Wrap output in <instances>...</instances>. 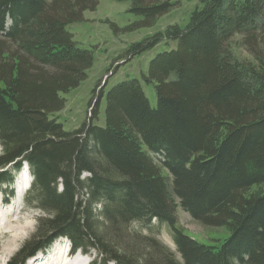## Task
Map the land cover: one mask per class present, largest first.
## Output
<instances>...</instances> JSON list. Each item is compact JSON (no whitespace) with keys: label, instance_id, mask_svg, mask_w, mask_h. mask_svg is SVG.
Wrapping results in <instances>:
<instances>
[{"label":"trees","instance_id":"obj_1","mask_svg":"<svg viewBox=\"0 0 264 264\" xmlns=\"http://www.w3.org/2000/svg\"><path fill=\"white\" fill-rule=\"evenodd\" d=\"M128 1L140 17L132 29L174 6ZM198 1L184 27L127 50L133 57L177 41L143 74L156 107L137 78L106 94L100 80L90 118L66 131L51 115L94 63L67 26L99 0H0V190L13 195L26 162V200L43 212L7 264H26L61 237L74 252H94L93 264H264V193L247 194L264 185V0ZM179 207L206 227L225 226L229 237L217 246L198 241L180 225ZM153 221L172 229L182 261L133 229Z\"/></svg>","mask_w":264,"mask_h":264},{"label":"rangeland","instance_id":"obj_2","mask_svg":"<svg viewBox=\"0 0 264 264\" xmlns=\"http://www.w3.org/2000/svg\"><path fill=\"white\" fill-rule=\"evenodd\" d=\"M171 1L174 3L173 8L168 13L160 16L155 24L150 27L131 28L133 24L140 20V17L129 11L130 1L128 0H99L96 10L85 11L81 21L67 26L68 31L73 34L74 40L80 47L93 50L94 63L88 72L87 78L77 88L67 93H61V96L66 99L65 107L51 115L52 118H56L58 122L63 124L66 131H72L80 127L90 118L91 111L89 108L92 105L89 106V102L92 98V91L100 80H102L101 88L104 86V83L107 84L104 87V93L106 94L115 84L137 78L141 81L151 105L156 107L157 96L155 85L146 83L143 79V74L148 72L150 62L157 54L175 49L177 41H161L153 48L133 57H128L126 53L132 43L141 41L156 32L164 31L170 25L178 24L184 27L189 22L192 12H194L196 7L200 6L198 0ZM121 56L124 59L119 60ZM109 68H111V71H108ZM98 90L99 88H97L95 97L100 92ZM105 107L106 99L103 96L100 114L98 119L95 120V124L98 126H105ZM16 175L18 180L22 179L25 181L23 173L22 175L19 173ZM30 179L32 181L31 175ZM20 185V183L16 185V182L13 184L14 195L12 197H8L5 192H0V226H4L7 220L5 218H12V223L6 224V230L9 232L13 226L12 224L15 223L13 218L17 217V209L20 223L18 222L16 227L18 228V233L23 234V237L17 241L7 236L8 234L0 235V264H7L24 242L31 238L36 230L37 219L43 215V212L39 208L30 205L26 200L25 196L27 190L30 188L29 184L26 192L18 198L17 192ZM256 192L264 193V185L253 186L247 194ZM178 218L180 225L186 229V232L204 244L217 246L229 237V231L225 226L214 229L206 227L196 221L181 207L178 209ZM133 229L144 235L156 237L165 246H168L177 255L178 259L182 261L173 240L172 229L168 224L153 221L149 226L135 224ZM66 245L67 241L65 239H58L49 250L45 251V253H38L35 257L28 260L26 264H32L36 260V257L37 260L40 257V260L33 264H48V257L52 255L57 257L59 253H63L65 262L71 264H90L95 259L94 252L89 253V255H85L82 252L71 255L70 252V255L67 257L64 251Z\"/></svg>","mask_w":264,"mask_h":264},{"label":"bare ground","instance_id":"obj_3","mask_svg":"<svg viewBox=\"0 0 264 264\" xmlns=\"http://www.w3.org/2000/svg\"><path fill=\"white\" fill-rule=\"evenodd\" d=\"M22 180V179H21ZM17 180V182H16V185L18 184V183H20L21 185L19 186V189H18V198L21 196V195H23L25 192H26V190L29 188V185H30V183L32 182L31 181V179L29 180V185L28 184H26V182L24 181V180ZM32 180H33V178H32ZM21 181V182H20ZM31 186V185H30ZM19 202V201H18ZM9 211V210H8ZM8 211H7V213H8ZM2 213V212H1ZM6 214V213H5ZM7 216V215H6ZM17 216V217H16ZM16 218H13L14 220H15V223L14 224H12L13 226H12V228H11V230L9 231V232H7V230H6V224H10V223H12V218L11 219H9L8 217L7 218H5V219H7L6 221H5V224H4V226H0V235L1 234H4V235H7V236H9L11 239H13V240H20L22 237H23V234H21V233H18V228L16 227V224L19 222L20 223V221H19V216H18V213H17V209H16ZM4 219V220H5ZM22 221V220H21ZM26 223V222H25ZM27 228V227H26ZM23 233V232H22ZM8 237V238H9ZM9 251V250H8ZM4 252V251H3ZM63 253H59V255L57 256V257H54L53 255L51 256V257H53L52 258V261H51V257H48L49 258V260L51 261H49L48 260V264H71V263H67V262H65V256H64V254L62 255ZM40 260V257H38V260H37V257H36V260H34L33 261V263L34 262H36V261H39ZM32 263V264H33ZM40 263V262H39ZM40 264H45V263H40Z\"/></svg>","mask_w":264,"mask_h":264}]
</instances>
